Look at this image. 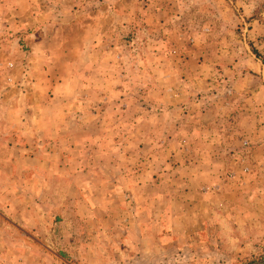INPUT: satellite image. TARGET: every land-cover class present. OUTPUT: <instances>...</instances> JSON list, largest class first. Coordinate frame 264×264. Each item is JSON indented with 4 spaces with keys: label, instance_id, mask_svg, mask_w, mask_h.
Masks as SVG:
<instances>
[{
    "label": "rangeland",
    "instance_id": "rangeland-1",
    "mask_svg": "<svg viewBox=\"0 0 264 264\" xmlns=\"http://www.w3.org/2000/svg\"><path fill=\"white\" fill-rule=\"evenodd\" d=\"M0 157V264H264V0H0Z\"/></svg>",
    "mask_w": 264,
    "mask_h": 264
},
{
    "label": "crops",
    "instance_id": "crops-1",
    "mask_svg": "<svg viewBox=\"0 0 264 264\" xmlns=\"http://www.w3.org/2000/svg\"><path fill=\"white\" fill-rule=\"evenodd\" d=\"M25 129V128H24ZM21 130V129H20ZM23 131V130H22ZM7 146V159L6 161L9 162V165L10 166H16V164L18 165L19 163L21 164H24V163H29V164H34L33 166H35V174H37V167H43V165L45 164L46 166L48 165H52V167H58L62 162L60 161H56V160H53V159H42V155H40V157L36 154L35 156L33 157H28V156H24L22 153L18 154V157H20V159L17 157V155L13 152L15 151V149L13 148V146H8V144L6 145ZM22 148V147H20ZM17 149V150H21V149ZM24 149L26 147H23ZM37 149V147L35 148ZM38 153V151H36ZM19 159V160H18ZM0 161H3L0 157ZM20 165V164H19ZM69 165H70V160L68 159V169H69ZM68 175V178L67 180L69 181L70 180V172L67 173Z\"/></svg>",
    "mask_w": 264,
    "mask_h": 264
},
{
    "label": "trees",
    "instance_id": "trees-1",
    "mask_svg": "<svg viewBox=\"0 0 264 264\" xmlns=\"http://www.w3.org/2000/svg\"><path fill=\"white\" fill-rule=\"evenodd\" d=\"M253 52H254L256 55H259L258 52H257L255 49H253ZM263 259H264V258H263Z\"/></svg>",
    "mask_w": 264,
    "mask_h": 264
}]
</instances>
